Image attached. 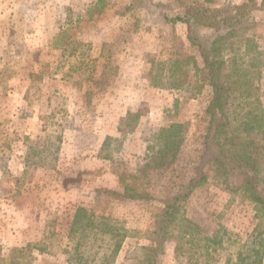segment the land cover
Returning <instances> with one entry per match:
<instances>
[{"label":"rangeland","instance_id":"obj_1","mask_svg":"<svg viewBox=\"0 0 264 264\" xmlns=\"http://www.w3.org/2000/svg\"><path fill=\"white\" fill-rule=\"evenodd\" d=\"M262 1L226 52L229 110L238 120L264 111ZM246 2L0 0V264H69L66 252L75 243L68 234L79 206L126 228L114 264L143 258L161 200L193 174L212 95L207 84L197 88L192 62L183 67L191 82L169 87L171 61L193 57L200 64V58L187 26L167 25L164 15L189 11L209 35ZM142 107L132 129L128 114ZM172 123L183 125L184 136L173 162L168 151L148 149ZM260 166L264 178V149ZM206 173L207 182L181 207L189 237L179 242L174 230L156 264H237L264 239L255 206L226 190L212 168ZM120 176L154 199L127 202L115 195L123 192Z\"/></svg>","mask_w":264,"mask_h":264},{"label":"trees","instance_id":"obj_2","mask_svg":"<svg viewBox=\"0 0 264 264\" xmlns=\"http://www.w3.org/2000/svg\"><path fill=\"white\" fill-rule=\"evenodd\" d=\"M257 2L258 0H247L243 5L236 7V15L229 20L223 19L209 35L201 33L199 20L189 11L185 14L164 15L167 25L183 23L187 26V41L197 49L201 64L193 57L187 58L186 61L179 59L171 61L169 78L172 81L169 87L180 89L191 82L188 80L189 71L183 73V67L192 62L190 73L193 74L192 78L195 79L197 88L199 87L200 90L207 84L212 89V95L205 110L208 124L202 150L193 163V174L176 192L161 200L163 208L156 217L154 230L149 234L150 245L145 247L143 258L131 264H156L157 259L165 251L167 240L177 228H179V242L182 239L187 240L190 234L187 231L188 221L181 217V207L194 190L207 182L208 168H212L215 179L221 182L226 190L239 193L249 200L264 221V178L260 166L261 151L264 149L261 142L264 138V111L261 116L250 112L242 120L233 118L229 110L230 88L225 79V71L229 63L226 57L230 47L229 41L232 42L239 37V34L244 32L241 30L248 29L254 22L248 11L255 8ZM154 5L162 6V4ZM262 5L264 7V0ZM144 114L143 107L137 113L128 114L127 120L133 117L132 129ZM182 131L183 125L180 123H172L162 128L155 134L153 145L148 149L153 152L156 148L168 151L172 156V162L175 161L184 141ZM260 137L262 139H259ZM171 164L173 163L170 162L169 165ZM129 177L135 181L139 180L132 175ZM125 181L126 178L120 176L123 192H115V195L127 202L154 199L142 185L126 184ZM126 232L124 225L111 215L84 206L77 207L68 234L69 242L75 243V246L66 252L69 254V264H114L121 251ZM260 235H264V232ZM88 240L91 241L89 246L81 250ZM97 240H101L102 243ZM205 240L206 243H214L211 239ZM249 252L251 254L247 258L239 255L237 264H262L264 239L255 241Z\"/></svg>","mask_w":264,"mask_h":264}]
</instances>
